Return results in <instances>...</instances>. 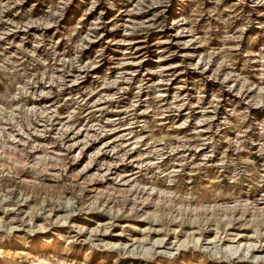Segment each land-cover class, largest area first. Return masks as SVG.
I'll use <instances>...</instances> for the list:
<instances>
[{
    "label": "rangeland",
    "instance_id": "obj_1",
    "mask_svg": "<svg viewBox=\"0 0 264 264\" xmlns=\"http://www.w3.org/2000/svg\"><path fill=\"white\" fill-rule=\"evenodd\" d=\"M0 264H264V0H0Z\"/></svg>",
    "mask_w": 264,
    "mask_h": 264
}]
</instances>
